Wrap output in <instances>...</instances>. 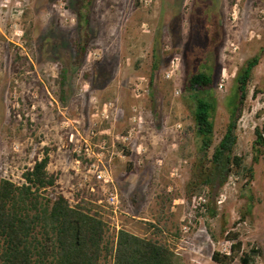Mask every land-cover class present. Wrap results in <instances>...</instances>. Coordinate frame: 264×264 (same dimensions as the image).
<instances>
[{
  "label": "rangeland",
  "instance_id": "1",
  "mask_svg": "<svg viewBox=\"0 0 264 264\" xmlns=\"http://www.w3.org/2000/svg\"><path fill=\"white\" fill-rule=\"evenodd\" d=\"M258 53L235 114L246 165L264 122V0H0V179L20 183L47 149V194L87 203L111 238L125 229L166 243L174 264H217L235 231L264 264V154L249 185L216 175L195 190L212 148L203 157L184 90L190 73L213 70L216 142L236 72Z\"/></svg>",
  "mask_w": 264,
  "mask_h": 264
},
{
  "label": "trees",
  "instance_id": "2",
  "mask_svg": "<svg viewBox=\"0 0 264 264\" xmlns=\"http://www.w3.org/2000/svg\"><path fill=\"white\" fill-rule=\"evenodd\" d=\"M77 47L82 54V44L78 43ZM259 59L258 53L236 72L230 119L216 142L213 70L202 68L187 76L184 90L193 98L189 108L203 157L212 148L209 175L202 176L195 186L197 191L200 186L208 185L211 176H220L225 181L233 175L246 179V185L252 180V165L264 154V122L254 130L251 164L246 165L245 156L235 152V114L247 95ZM48 164V151L44 149L42 157L35 158L22 172L20 183L0 179V264H103L107 261L111 264H174L173 252L166 243L125 229H118L111 238L108 224L87 203L80 201L70 205L62 194L49 196L47 190L56 187L57 176L49 173ZM206 172L202 171V175ZM214 214L212 210L210 215ZM225 238L230 243L229 252L214 251L211 255L217 264H231L235 260L251 264L260 254L252 246L244 249L238 232L228 231Z\"/></svg>",
  "mask_w": 264,
  "mask_h": 264
},
{
  "label": "built area",
  "instance_id": "3",
  "mask_svg": "<svg viewBox=\"0 0 264 264\" xmlns=\"http://www.w3.org/2000/svg\"><path fill=\"white\" fill-rule=\"evenodd\" d=\"M174 59L171 61V65H170V70L165 74L166 78H170V76L173 73V67H174ZM223 87V78L220 80V82L218 83V88L222 89ZM88 172H91V174L93 175V177L95 178L96 181H100V182H109L111 183V179L109 177V171L107 170L106 167H102V169H99V167L97 165L92 164L91 167H89Z\"/></svg>",
  "mask_w": 264,
  "mask_h": 264
}]
</instances>
